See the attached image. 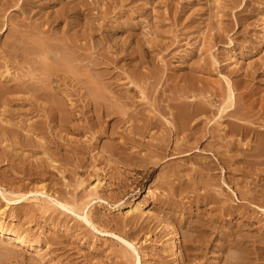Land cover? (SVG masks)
<instances>
[{"label":"rangeland","instance_id":"obj_1","mask_svg":"<svg viewBox=\"0 0 264 264\" xmlns=\"http://www.w3.org/2000/svg\"><path fill=\"white\" fill-rule=\"evenodd\" d=\"M1 2L3 88L12 91L24 79L32 86L30 76L47 71L54 61L55 70L53 76L48 71L40 75L48 85L34 76L35 88L48 86L43 94L36 91L40 98L32 95L34 87L32 94L22 88L16 95L7 93L12 102L0 103V264H264V0ZM52 39L61 41L60 53L52 52L59 57L51 53L56 46ZM22 40L33 45L20 48ZM39 44L53 56L51 64L48 54L43 58L44 71L41 64L40 71L37 67L42 61L38 55L47 49ZM65 45L69 52L62 61L74 57L76 64L84 58L75 65L79 71L72 60V69L70 61L56 62L61 50L66 54ZM31 55L41 61L29 59ZM15 61L38 71L32 75L26 69L30 76H21L29 65L19 62L22 69L16 74ZM80 75L79 82L72 79ZM80 80L86 83L81 86ZM84 85L93 86L91 93ZM94 87L107 97L104 102L97 101ZM90 94L98 103L93 105ZM43 95L54 98L48 102ZM108 96L126 101L127 109ZM112 100L120 101L113 103L128 116L110 114L116 110L110 107ZM53 103L67 109L63 116ZM202 106L192 122L200 129L177 137L170 114H195ZM140 111H145L142 120ZM149 120L159 123L150 129Z\"/></svg>","mask_w":264,"mask_h":264},{"label":"bare ground","instance_id":"obj_2","mask_svg":"<svg viewBox=\"0 0 264 264\" xmlns=\"http://www.w3.org/2000/svg\"><path fill=\"white\" fill-rule=\"evenodd\" d=\"M1 1H2V0H1ZM1 1H0V3H2ZM167 1H168V0H167ZM25 2H26V1H25ZM6 4H7V3H6ZM31 4H32V3H31ZM22 5L25 6L26 4H22ZM2 6H4V5H2ZM84 9H85V8H84ZM178 12H179V11H178ZM69 14H70V13H69ZM74 15H75V14H74ZM81 15H82V14H81ZM81 15H80V16H81ZM69 17H70V16H69ZM67 20H68V19H67ZM88 20H89V19H88ZM1 22H2V21H1ZM45 24H46V22H45ZM58 24H59V23H58ZM68 24H69V23H68ZM2 25H4V24H1V26H2ZM4 26H5V25H4ZM43 26H45V25H43ZM91 27H92V26H91ZM10 31H11V30H10ZM27 31H28V30H27ZM29 31H30V30H29ZM29 31H28V32H29ZM13 32H14V31H12V33H13ZM22 32H23V30H22ZM9 33H10V32H9ZM12 33H11V34H12ZM15 33H16V32H14V34H15ZM20 33H21V32H20ZM23 33H25V32H23ZM14 34H13V37L15 36ZM26 34H27V33H26ZM30 34H31V33L29 32L28 35L30 36ZM153 34H154V33H153ZM8 35H9V34H8ZM53 35H55V34H53ZM9 36H10V35H9ZM23 36H25V35H23ZM23 36L21 35V38H22ZM29 36H28V37H29ZM55 36H56V35H55ZM78 36H79V35H78ZM13 37H12V38H13ZM19 37H20V36H19ZM30 37H31V36H30ZM158 37H159V36H158ZM10 38H11V37H10ZM14 38H15V37H14ZM14 38L12 39V41L15 40ZM17 38H18V37L16 36V40H17ZM23 38H24V37H23ZM19 39H20V38H19ZM36 39H37V38L35 37L34 42H35V41H39L38 39H37V40H36ZM27 40H29V39H27ZM40 40H41V39H40ZM47 40H48V39H47ZM47 40L45 39L44 42L46 43ZM52 40H53V39H52ZM19 41H21V39H20ZM29 41L31 42V40H29ZM42 41H43V40H42ZM53 41H54V40H53ZM57 41H58V40H57ZM59 41H60V40H59ZM59 41H58V42H55V41L53 42V43H56V44H54V45H56V46H55V47L53 46L54 49H51V50H52L51 53L53 52V50H56V53H58V54L60 53V52H58V50H57V46H58V48H60V46H61V41H60V42H59ZM62 41H64V43H66L65 40H62ZM67 41H68V40H67ZM154 41H155V40H154ZM22 42H23V40H22ZM22 42H21V43H22ZM26 42H27V41H26ZM26 42H23V43L21 44L20 48H21V47L25 48V47H24V45H25L24 43H26ZM40 42H41V41H40ZM49 42H52V41L50 40ZM68 42H69V43H68ZM68 42H67V43H68V45H69V44H70V41H68ZM145 42H146V41H145ZM147 42H148V41H147ZM152 42H153V41H152ZM155 42H156V41H155ZM19 43H20V42H19ZM32 43H33V41H32ZM32 43H30V44L33 45ZM36 43H37V42H36ZM38 43H39V42H38ZM38 43H37V44H38ZM42 43H43V42H42ZM53 43H52V44H53ZM58 43L60 44V46H59ZM62 43H63V42H62ZM10 44H14V42H13V43H10ZM15 44H16V43H15ZM15 44H14V45H15ZM26 44H29V42L26 43ZM30 44H29V45H30ZM37 44L34 43L35 47H36ZM46 44H47V43H46ZM50 44H51V43H50ZM52 44H51V46H52ZM57 44H58V45H57ZM31 45H30V46H31ZM39 45H40L39 47H41L40 49L44 50V49H43L44 46H45V48L47 49V45H48V44H47V45H44V46H41V45H43V44H39ZM63 45H64V44H63ZM63 45H62V47H63ZM68 45H67V47H68ZM71 45H72V44H71ZM73 45H74V44H73ZM141 45H142V44H141ZM145 45H146V44H145ZM7 46H8V45H7ZM15 46H16V45H15ZM74 46H76V45H74ZM16 47H18V46H16ZM16 47H15V48H16ZM28 47H29V46H28ZM32 47H33V46H32ZM42 47H43V48H42ZM65 47H66V45L64 46V48H65ZM67 47H66V48H67ZM76 47H77V46H76ZM15 48H14V49H15ZM26 48H27V46H26ZM30 48H31V47H30ZM36 48H37V47H36ZM36 48H34L35 52H37V51H36ZM50 48H51V47H50ZM77 48H78V47H77ZM9 49H11V48H9ZM16 49H17V48H16ZM27 49H28V48H27ZM60 49H61V48H60ZM69 49H71L70 46H69ZM127 49H128V48H127ZM144 49H146V48H144ZM149 49H150V48H149ZM5 50H6V49H5ZM5 50H4V52H5ZM11 50H12V52L15 51V50H13V49H11ZM11 50H10V51H11ZM28 50H29V49H28ZM28 50H27V51H28ZM48 50L50 51V49H49V48L47 49V51H46V53H45L46 56L43 55V54H44L43 51H42V52L40 51L42 55H38L39 53H36V55H38L39 58H41L40 56H42V59H41L42 61L39 60V58L36 56V57H37V61H35V62L37 63L38 61H41L40 63H38L37 67H39V65H40L41 63L43 64L44 59L49 55V54H48V52H49ZM63 50H64V49H63ZM63 50H61V52H62V54H63V55L61 54V57H60L61 60L58 58L60 55H58V54L55 53V54L58 56V57L56 56V57L58 58V59H57V58H56V59L59 60V61H56V62H59V63H61V62H62V63H64V62H65V63H68L70 60H72V59L74 60V57H72V59H68V60H67L68 62H67V61H64V59H65V57H64V59H63V61H62V56L67 55L68 52H69L68 48H67V50H66V54H64L65 52H63ZM72 50H73V49H72ZM125 50H126V49H125ZM6 51H7V54L11 53V52L8 53V50H6ZM18 51H20V49H19V50L17 49V53L19 54ZM21 51H22V49H21ZM25 51H26V50H24V54H25ZM70 51H71V50H70ZM147 51H148V50H147ZM149 51H150V50H149ZM0 52H1V51H0ZM29 52H30V51H28V53H29ZM31 52H32V51H31ZM35 52H32V54H34ZM44 52H45V50H44ZM54 52H55V51H54ZM5 53H6V52H5ZM13 53H14V52H13ZM17 53H16V54H17ZM22 53H23V52H22ZM70 53H72V55H73V52H72V51H71ZM76 53H77V52L75 51L74 54H76ZM147 53H148V52H147ZM150 53H153V52L150 51ZM11 54H12V53H11ZM14 54H15V53H14ZM18 54H17L16 56H18ZM30 54H31V53H30ZM47 54H48V55H47ZM53 54H54V53H52V55H53ZM55 54H54V55H55ZM5 55H6V54H5ZM9 55H10V54H9ZM19 55H20V54H19ZM25 55H26V54H25ZM25 55H24L23 57H25ZM77 55H78V54H77ZM77 55H76V56L73 55V56H75V58H76ZM80 55H81V54H80ZM121 55H122V54H121ZM3 56H4V53H3ZM6 56L8 57V55H6ZM12 56H13V54H12ZM31 56H32V55H31ZM31 56H30L29 59H34L35 56H32V57H31ZM43 56H45V57H43ZM49 56H50V55H49ZM67 56H68V55H67ZM7 57H6V58H7ZM14 57H15V56H14ZM14 57H13V59L15 60ZM36 57H35V59H36ZM52 57H53V56L48 57V59L46 58V60L48 61V64L50 63V59H51ZM80 57H81V56H80ZM127 57H129V56H127ZM133 57H134V56H133ZM150 57H151V56H150ZM11 58H12V57H10V59H11ZM16 58H17V57H16ZM27 58H28V57H27ZM43 58H44V59H43ZM69 58H71V54H69ZM77 58H79V56H78ZM130 58H131V57H130ZM139 58H140V57H139ZM139 58H138V59H139ZM7 59H9V58H7ZM13 59H11V60L13 61ZM19 59H20V58H19ZM19 59H18V60H19ZM23 59L25 60L26 58H23ZM29 59H28V61L31 62L32 60L30 61ZM35 59H34V60H35ZM82 59H83V60H82ZM152 59H153V57H152ZM16 60H17V59H16ZM21 60H22V59H21ZM24 60H23V61H24ZM26 60H27V59H26ZM26 60H25V61H26ZM73 60H72V61H73ZM78 60H79V59H77L76 61L78 62ZM81 60L84 61V58L81 57ZM150 60H151V58H150ZM12 61H11V62H12ZM72 61H70L69 66H68V64H67L68 67H71L70 64H71ZM74 61H75V60H74ZM74 61H73V62H74ZM79 61H80V60H79ZM82 61H81L80 63L78 62V65H77L78 67H79V65H80L81 63H83ZM139 61H140V60H139ZM1 62H2V61H1ZM15 62H16V61H15ZM19 62H20V64L22 63L23 65H26V63H27V65H29V66L27 67V65H26L27 68H25V70L28 69V71H30L32 75H34V73H37V72H34L35 70L38 71V70H37L38 68H36V69L34 68V66L36 65L35 62H34L35 65L31 62V64L34 65V66H32L31 64H28V62H25V64H24V62L18 61V62H16L18 65L15 64V65H16L15 68H18V67H19V70H17V71L15 70V71H16V72H15L16 74L18 73V71H20V68H21L20 65H19ZM52 62H53V61H51V63H52ZM73 62H72V64H73ZM77 62H76V64H77ZM150 62H152V61H150ZM5 63L7 64L8 61H5ZM51 63H50V64H51ZM3 64H4V63H3ZM8 64H9V63H8ZM22 64H21V65H22ZM42 64L40 65L41 67H43ZM52 64H53V66H54L55 61H54V63H52ZM52 64L49 65V68L51 67V69H49V68L47 67V63L44 62L43 65H45V66L48 68V69H47L48 74H46V75H49V74L52 75V72H54V71H52V70L54 69V68L52 69V67H53ZM76 64H75V62H74L73 65L75 66ZM158 64H159V63H158ZM23 65H22V66H23ZM30 65L32 66V69H31ZM58 65H59V66H58ZM65 65H66V64H65ZM73 65H72V67H74ZM81 65H82V64H81ZM12 66H14V64H12ZM45 66H44V67H45ZM56 66L60 67L61 64H58V63H57ZM4 67H5V65H4ZM23 67H24V66H23ZM29 67H30V68H29ZM35 67H36V66H35ZM41 67H39V71H40L41 69L44 71V67H43V68H41ZM61 67H63V69H62L63 71H64V70H67V71H68V72H66V74H69V73L72 74V72H69V70L72 69V67H71L70 69H68V67H67L66 69H64L63 64H62ZM65 67H66V66H65ZM15 68L13 67L12 69H15ZM40 68H41V69H40ZM86 68H87V67H86ZM4 69H5V68H4ZM4 69H3V70H4ZM21 69H22V68H21ZM57 69H58V68H57ZM75 69H77L76 66H75ZM84 69H85V68H84ZM0 70H1V69H0ZM3 70H2V71H3ZM23 70H24V69H23ZM23 70H21L22 74H23V72H24ZM50 70H51V73H49ZM54 70H55V69H54ZM77 70H78V69H77ZM77 70H76V71H77ZM86 70H87V69H86ZM4 71H5V70H4ZM10 71H11V70H10ZM26 71H27V70H26ZM28 71H27V72H28ZM47 71H44V72H41V73H47ZM59 71H60V70H59ZM63 71H62V72H63ZM78 71H79V70H78ZM78 71H77V72H78ZM88 71H89V70H88ZM21 72H19V77H20ZM27 72H26V73L24 72V74L21 75V76H24L25 74H26V75L28 74V75L30 76L29 72H28V73H27ZM56 72H57V70L55 71V73H56ZM60 72H61V71H60ZM62 72H61V73H62ZM74 72H75V71H73V73H74ZM39 73H40V72H39ZM41 73H40V74L37 73V74L39 75V77H41V76H40ZM58 73H59V72H57V74H58ZM63 73H65V72H63ZM13 74H14V73H13ZM37 74L34 75V76H35V79H36ZM77 74H78V73H77ZM2 75H4V74H2ZM2 75H1V78H2ZM83 75H84V74H83ZM85 75H86V74H85ZM13 76H14V75H13ZM29 76H28V78H29ZM34 76H30V77H33V80H34ZM52 76H53V75H52ZM52 76H51V77H52ZM87 76H88V75H86V77H87ZM101 76H103V75H100V77H101ZM15 77H16V76H15ZM17 77H18V76H17ZM17 77H16V78H17ZM39 77L37 76V79H36V80H38ZM43 77H44V75H43L41 78L43 79ZM46 77H48V76H46ZM72 77H74V78H72V79H75L76 82H77V79H78V82H79V78L81 77V75H80L79 77H77V76H72ZM88 77H89V79L91 78L90 76H88ZM100 77H98V78L96 77V79L98 80ZM16 78H15V80H16ZM21 78L23 79V77H20L19 79H21ZM24 78H25V77H24ZM48 78L50 79V77H48ZM76 78H77V79H76ZM82 78H83V77H82ZM102 78H103V77H102ZM148 78H149V77H148ZM173 78H174V77H173ZM42 79H41V80H42ZM49 79H48V80H49ZM83 79H85V77H84ZM86 79H87V78H86ZM86 79H85V80H86ZM92 79H94V78H92ZM92 79H90V80H92ZM96 79H95V81H96ZM100 79H101V78H100ZM100 79H99V82H100ZM5 80H6V79H5ZM24 80L26 81V79H24ZM33 80H32V79L30 80V78H29V80L27 81V83H28L29 81H32V82H33V84H31L32 86L25 85L26 82L24 81V84H22V85H19V86H18V85H17V86L15 85L16 87H14V89H12V91L10 90L11 88H8V87H4V88H3V86H6L5 83H4L3 86H2V84H0V103L7 105V104H9L10 102H12V101L10 100V98L6 97V96H7V93H8V94L11 93V92H14V93H15V91H17V93H18L19 90H20V92H21V89H22V88L25 89V92H26V89H27V93H28V91H29L28 89H30L31 87H32V89H34L35 86H36V84L38 83V81H37V83H36L35 86H34V83L36 82V80H35V82H34ZM43 80H45V79H43ZM75 80H74V82H75ZM87 80H88V79H87ZM172 80H173V79H172ZM176 80H177V79H176ZM176 80L174 79L175 82H176ZM45 81H46V82H45ZM45 81H43V82L47 83V85H48V82H49V81L47 82V78H46ZM81 81H82V80H80V83H81V84L79 83L81 86H82V84L86 83V82H81ZM95 81H93V83H95ZM102 81H103V80H102ZM140 81H141V80H140ZM167 81H169V80H167ZM4 82H5V81H4ZM8 82H9V80H8ZM10 82H11V81H10ZM32 82H30V83H32ZM90 82H91V81H90ZM142 82H143V81H142ZM142 82H141V83H142ZM170 82H172V81H170ZM2 83H3V82H2ZM41 83H42V82H41ZM41 83H39V84L41 85ZM87 83L90 84L88 81H87ZM96 83H98V81H96ZM192 83H193V82H192ZM28 84H29V83H28ZM39 84H38V86H39ZM42 84H43V83H42ZM101 84H102V83H101ZM101 84H100V85H101ZM172 84H174V83H172ZM49 85H50V84H49ZM92 85H93V84H92ZM92 85H91V86L89 85V87H90V88H93V86L96 85V84H94L93 86H92ZM105 85H106V84H105ZM105 85H104V89H103V87H102L101 89L106 90V89H105V87H106ZM188 85H189V84H188ZM38 86H37V87H38ZM41 86H43V85H41ZM96 86H97V85H96ZM147 86H148V85H147ZM191 86H193V85H191ZM33 87H34V88H33ZM45 87H46V85L43 86L44 89H45ZM47 87H48V86H47ZM47 87H46V88H47ZM83 87L88 88V89H87V90H88V93H91V92L89 91L90 88H89L88 86H85V85H84ZM107 87H108V85H107ZM12 88H13V86H12ZM38 88H39V89H38ZM38 88H35V89H37V90H34V94H32L33 91H31V89H30L29 92H31V94H32L33 96H38V95H35V93H37L36 91L40 90V91H42L41 93L43 94V90H42L43 88L40 87V86H39ZM40 88H41V89H40ZM49 88H50V90H51V87H49ZM94 88H95V87H94ZM97 88H98V87H96L95 89L97 90ZM231 88H232V87H231ZM45 90H46V89H45ZM45 90H44V92H45ZM48 90H49V89H48ZM91 90H92V89H91ZM96 90H95V92H96ZM23 91H24V90H23ZM23 91H22V93H24ZM40 91H39V92H40ZM20 92H19V94H17V95L20 96ZM39 92H38V93H39ZM51 92H53V91L51 90ZM51 92H50V93H51ZM95 92H94V94H96ZM98 92L100 93V91L97 90V94H96V95L99 94ZM105 92H106V91H105ZM105 92H104V93H105ZM14 93H11V94H14ZM48 93H49V91H48ZM104 93H103L102 96H105V97H106V95L108 94V92H107L106 95H105ZM210 93H212V92H210ZM213 93H214V92H213ZM45 94H46V93H45ZM100 94H102V92H101ZM215 94H216V93H215ZM9 95H10V94H9ZM15 95H16V93H15ZM40 95H41V94H40ZM40 95L38 96L39 98L42 96V95H41V96H40ZM53 95H56V94L54 93ZM53 95L51 96V97H52V98H51L52 100H53V98H54ZM88 95H89V94H88ZM90 95H91V94H90ZM92 95H93V93H92ZM92 95H91V98H92V100H93V97L96 96V95H94L93 97H92ZM109 95H111V94H109ZM151 95H152V94H151ZM194 95H195V94H194ZM197 95H198V94H197ZM197 95H196V96H197ZM202 95H203V94H202ZM44 96H45V95H43L42 98H44V99L47 98V99H48V102H50V101L52 102V100H49V97H47V96L44 97ZM49 96H50V95H49ZM162 96H163V95H162ZM162 96H161V97H162ZM198 96H200V95H198ZM198 96H197V97H198ZM214 96H215V95H214ZM245 96H246V95H245ZM15 97H16V96H15ZM15 97H14V98H15ZM22 97H23V95H22ZM26 97L28 98V96H26ZM38 97H37V98H38ZM57 97H58V96H57ZM98 97H100V98H98V100H97V96H96L95 98H96L97 101H99V103H100L101 98H102V101H101V102H104L105 99H107V97L103 99V97H101V95H98ZM108 97H111V96H108ZM125 97H126V96H125ZM171 97H172V96H171ZM208 97H209V96H208ZM246 97H247V96H246ZM17 98H20V97H17ZM24 98H25V96H24ZM35 98H36V97H35ZM91 98H90V99H91ZM95 98H94L93 102L96 101ZM111 98L113 99L114 97H111ZM121 98L123 99L122 96H121ZM190 98L192 99L191 96H190ZM190 98H189V99H190ZM21 99H22V98H21ZM25 99H26V98H25ZM31 99H32V98H31ZM47 99H46V100H47ZM55 99H56V97H55ZM117 99L121 101V103L118 104L120 107H118L117 105H115V104L113 103V101H114V100H117ZM125 99H127V98H125ZM128 99H129V97H128ZM166 99H167V98H166ZM170 99H171V98H170ZM193 99H194V98H193ZM216 99H217V98H216ZM234 99H235V98H234ZM40 100H41V99H40ZM46 100H45V101H46ZM58 100L60 101L61 99L59 98ZM92 100H91V101H92ZM103 100H104V101H103ZM114 100H112L111 105L113 104L114 106H116V110H113V109H115L113 105H112V106H113V107H112V106H110V105L107 103V104L111 107V109L113 110V113L110 112V114H114L116 111H118V108H121V109H122V108L124 107L123 109H125V110L127 109L126 106L123 105V102H124L123 100H121L120 98H117V97H116V99L114 98ZM168 100H169V99H168ZM172 100H174V98H173ZM206 100H207V99H206ZM38 101H39V99H38ZM59 101H58V103L60 104ZM97 101H96V102H97ZM109 101H110V98H109V100H107V102H109ZM120 101H117V102H120ZM122 101H123V102H122ZM129 101H130V100H129ZM157 101H158V100H157ZM247 101H248V99H247ZM260 101H261V100H260ZM26 102H27V101H26ZM42 102H43V100H42ZM55 102H57V101H55ZM93 102H92V103H93ZM114 102L117 103L116 101H114ZM125 102H126V101H125ZM125 102H124V104L126 105ZM158 102H159V101H158ZM158 102H157V104H159ZM191 102H192V100H191ZM211 102H212V100H211ZM24 103H25V102H24ZM62 103H63V102H62ZM76 103H77V102H76ZM97 103H98V102H97ZM166 103H167V102H166ZM170 103H171V102H170ZM213 103H214V102H213ZM21 104H22V103H21ZM51 104H52V103H51ZM54 104H55V105H54ZM59 104H57V103H53L54 106H57V105L59 106ZM94 104H95V102L93 103V105H94ZM101 104H102V103H101ZM103 104H104V103H103ZM107 104H106V102H105V105H106L108 108H110ZM121 104H122V106H121ZM171 104H174V103H171ZM234 104H235V103H234ZM234 104H233V105H234ZM93 105H92V106H93ZM162 105H163V104H161V106H162ZM174 105H175V104H174ZM177 105H178V104H177ZM202 105H203V103H202ZM213 105H215V104H213ZM256 105H257V104H256ZM8 106H9V105H8ZM11 106H12V105H11ZM29 106H30V105H28V109H29ZM32 106H33V105H32ZM58 106H57V107H58ZM65 106H66V105H65ZM97 106H98V105H97ZM103 106H104V105H103ZM106 106H105L104 110H105V109L107 110ZM178 106H179V105H178ZM178 106H175V107L177 108ZM30 107H31V106H30ZM94 107L96 108V106H94ZM94 107H93V108H94ZM117 107H118V108H117ZM127 107H129V104H128ZM162 107H163V106H162ZM164 107H166V106H164ZM170 107H172V106H170ZM215 107H216V106H215ZM235 107H236V106H235ZM2 108H4V107H2ZM6 108H7V107H6ZM33 108H34V107H32L31 109H33ZM90 108H91V107H90ZM168 108H169V107H168ZM194 108H196V106H195ZM207 108H208V107H207ZM241 108H242V107H241ZM245 108H246V107H245ZM56 109L59 111L60 106H59V109H58V108H55V109H54V110L57 112ZM98 109H100V106H99ZM123 109H122V110H123ZM171 109H172V108H171ZM173 109H174V107H173ZM208 109H209V108H208ZM242 109H243V108H242ZM250 109H251V108H250ZM29 110H30V109H29ZM29 110H28V111H29ZM62 110L64 111V110H67V109H60L61 112H62ZM92 110H93V109H92ZM108 110H109V109H108ZM112 110H111V111H112ZM128 110H129V108H128ZM175 110H176V109H175ZM184 110H185V109H184ZM194 110H195V109H194ZM200 110H201V111L204 110V109H203V106H202V109H199V110H198V112L195 111V114H193V112H192V114H187V111H186V113H185V112H183V110H182V111H181V110H177L176 113H171V114L169 113L170 116H171L170 118H172V122H171V124L173 125V128H174V130H175V135H176L177 137H178L180 134L184 133L185 131H186V132H192L193 129H194L195 127H197V125H194V126H193V125H192V122L195 120V116L199 113ZM240 110H241V109H240ZM258 110H259V109H258ZM35 111H36V109H35ZM93 111H94V110H93ZM99 111H100V110H99ZM109 111H110V110H109ZM109 111H108V113H109ZM114 111H115V112H114ZM119 111H120V113L124 112V111H121V110H119ZM119 111L117 112L118 114H119ZM172 111H173V110H172ZM208 111H209V110H208ZM233 111H234V110H233ZM1 112H2V110H1ZM36 112H38V110H37ZM41 112H42V111H41ZM65 112H66V111L63 112L62 116L64 115ZM96 112H97V111H96ZM104 112H105V111H104ZM127 112H128V111H127ZM144 112H145V111H144ZM144 112L142 113V111H140L141 115H140V113L138 112V115H140L141 120H142V117H141V116H144V115H143ZM149 112H150V110H149ZM240 112H241V111H240ZM3 113L6 114V112H4V111H3ZM69 113H70V112H69ZM92 113H93V112H92ZM94 113H95V112H94ZM94 113H93V114H94ZM97 113H98V112H97ZM105 113H107V112H105ZM129 113H130V111H129ZM207 113H208V112H207ZM231 113H232V111H231ZM234 113H235V112H234ZM4 114H3V115H4ZM37 114H38V113H37ZM57 114H58V116H59V113H57ZM125 114H126V111H125L124 114H122V115H124V117H126ZM127 114H128V113H127ZM127 114H126V115H127ZM130 114H131V113H130ZM130 114H129V117L132 118L133 116L131 117ZM132 114H133V113H132ZM136 114H137V113H136ZM145 114H146V113H145ZM151 114H152V113H151ZM155 114H156V113H155ZM163 114H164V113H163ZM208 114H209V113H208ZM97 115H98V114H97ZM107 115H108V114H107ZM114 115H115V114H114ZM120 115H121V114H120ZM146 115H148V114H146ZM149 115H150V114H149ZM152 115H153V114H152ZM204 115H205V114H204ZM204 115H203V116H204ZM35 116H36V115H35ZM39 116H40V115H39ZM58 116H57V118H58ZM94 116H96V115H94ZM108 116H109V115H108ZM115 116H116V115H115ZM127 116H128V115H127ZM36 117H37V116H36ZM40 117L42 118V116H40ZM40 117H38V118H40ZM105 117H106V116H105ZM122 117H123V116H122ZM122 117H121V119H117V121H118V120H122V119H123ZM129 117H128V118H129ZM136 117H137V116H135V118H136ZM144 117H145V116H144ZM152 117H153V116H152ZM57 118H56V119H57ZM119 118H120V117H119ZM137 118L139 119V117H137ZM146 118H147V117H146ZM148 118H149V117H148ZM148 118H147V119H148ZM150 118H151V117H150ZM154 118H156V117H154ZM154 118L152 119L153 121H154ZM210 118H211V117H210ZM67 119H68V118H67ZM115 119H116V118H115ZM133 119H134V117H133ZM38 120H39V119H38ZM43 120H45V119H43ZM62 120H65V121H64V124H66V119H62ZM62 120H61V121H62ZM125 120H126V119H125ZM130 120H131V119H130ZM134 120H135V119H134ZM134 120H133V121H134ZM136 120H137V119H136ZM141 120H138L139 124H140ZM144 120H145V119H144ZM152 120H149V121H148L149 123H147V124H148V125L146 126L147 128H148V126H149V128H150V126H154L155 124L159 123L158 121H156L157 119L155 120V122H152ZM202 120H203V118H202ZM128 121H129V119H128ZM128 121L126 122V124L128 123ZM131 121H132V120H131ZM199 121H200V120H199ZM206 121H207V120H206ZM206 121H205V122H206ZM118 122H119V121H118ZM124 122H125V121H124ZM164 122H165V121H164ZM197 122H198V121H197ZM205 122H204V123H205ZM227 122H229V121H227ZM230 122H231V121H230ZM230 122H229V123H230ZM7 123H8V122H7ZM33 123H36V122L34 121ZM37 123H39V122H37ZM37 123H36V125H37ZM59 123H60V121H59ZM69 123H70V122H69ZM69 123H68V124H69ZM8 124H9V123H8ZM46 124H48V123H46ZM57 124H58V121H57L56 125H57ZM62 124H63V123H62ZM64 124H63V125H64ZM123 124H125V123H123ZM126 124H125V125H126ZM130 124H132V122H130ZM137 124H138V123H137ZM142 124H143V123H142ZM171 124H170V125H171ZM176 124H178V126H177ZM201 124H202V123H201ZM201 124H200V125H201ZM254 124H255V123H254ZM44 125H45V124H44ZM44 125H43V126H44ZM59 125H60V124H59ZM59 125H57V126H59ZM63 125H61V128H62ZM128 125H129V124H128ZM167 125H168V124H167ZM28 126H29V130H30V125H28ZM66 126H67V125H66ZM123 126H124V125H123ZM160 126H161V124H160ZM163 126H164V125H163ZM207 126H208V125H207ZM234 126H236V125L234 124ZM0 127H1V126H0ZM35 127H36V126H35ZM64 127H65V126H64ZM64 127H63V130H64ZM202 127H203V126H202ZM208 127H209V126H208ZM237 127H238V126H237ZM241 127H242V126H241ZM243 127H245V126H243ZM3 128H4V126H3ZM7 128H8V126H7ZM7 128H6V129H7ZM32 128H34V126H33ZM38 128H39V127H38ZM129 128H130V127H129ZM129 128H128V129H129ZM140 128H141V127H140ZM197 128H198V127H197ZM228 128H229V130H231L230 128H232V127H228ZM233 128H235V127H233ZM239 128H240V127H239ZM27 129H28V127H27ZM36 129H37V128H36ZM41 129H43V128H42V125H41ZM44 129H45V128H44ZM66 129H67V127H66ZM126 129H127V128H126ZM128 129H127V130H128ZM145 129H146V128H145ZM150 129H151V128H150ZM198 129H200V128H198ZM209 129H210V127H209ZM243 129H244V128H243ZM261 129H262V128H260V130H261ZM14 130H15V129H14ZM29 130H28L27 132H28V133H29V132L31 133L32 129H31V131H29ZM33 130H34V129H33ZM127 130H126V131H127ZM141 130H142V129H141ZM148 130H149V129H148ZM201 130H202V129H201ZM237 130H238V129L236 128V131H237ZM254 130H256V129H254ZM7 131H9V130H7ZM7 131H6V133H7ZM38 131H39V130H38ZM53 131H55V130H53ZM64 131H66V130H64ZM128 131H129V130H128ZM132 131H133V130L131 129V131H129V132L131 133ZM151 131H152V130H151ZM231 131H232V130H231ZM231 131H227L226 134H229ZM233 131H234V130H233ZM251 131H252V130H251ZM258 131H259V129H258ZM16 132H17V130H16ZM34 132H35V134H36V131H35V130H34ZM34 132H33V133H34ZM41 132H42V131H41ZM142 132H143V131H142ZM147 132H148V131H147ZM147 132H146V133H147ZM163 132H164V131H163ZM193 132H194V131H193ZM199 132H200V130H199ZM234 132H235V131H234ZM234 132H232V133H234ZM243 132H244V131H243ZM248 132H249V130H248ZM261 132H262V131H261ZM0 133H1V132H0ZM38 133H40V132H38ZM38 133H37V134H38ZM123 133H124V132H123ZM133 133H134V131H133ZM150 133H151V132H149V134H150ZM159 133H160V132H159ZM232 133H231V134H232ZM235 133H236V132H235ZM249 133H250V132H249ZM249 133H248V135H249ZM17 134H19V132H18ZM17 134H16V135H17ZM127 134H128V133H127ZM153 134H154V133H153ZM157 134H158V133H157ZM164 134L166 135V132H165ZM196 134H197V133H196ZM198 134H199V133H198ZM213 134H215V133H213ZM224 134H225V133H224ZM224 134H223V136H224ZM0 135H2V134H0ZM7 135H8V134H7ZM125 135H126V133H125ZM125 135H124V137H125ZM128 135H130V134H128ZM128 135H126L127 138H128ZM134 135H136V133H135ZM144 135H145V134H144ZM167 135H168V134H167ZM171 135H173V133H171ZM189 135H190V134H188L187 136H189ZM229 135H230V134H229ZM239 135H240V134H239ZM3 136H5V135H3ZM19 136H20V135H18V137H19ZM160 136H161V135H160ZM160 136H159V137H160ZM192 136H194V135H192ZM203 136H204V135H203ZM226 136H227V135H226ZM252 136H253V135H252ZM257 136L260 137V135H258V134H257ZM262 136H263V135H262ZM5 137H6V136H5ZM7 137H8V136H7ZM10 137H12V136H10ZM124 137H123V138H124ZM132 137H133V136H132ZM144 137H145V136H144ZM146 137H147V136H146ZM156 137H157V135H156ZM156 137L154 136V138H156ZM159 137H158V138H159ZM161 137H162V136H161ZM207 137L209 138V136H207ZM212 137H213V135H212ZM212 137H211V138H212ZM227 137H228V136H227ZM1 138H2V137H1ZM12 138H13V137H12ZM129 138H130V136H129ZM158 138H156V139H158ZM184 138H185V137H184ZM211 138H210V139H211ZM5 139H6V138H5ZM7 139H8V138H7ZM9 139H10V138H9ZM15 139H16V138H15ZM15 139H14V141H12V143H13V142L15 143ZM23 139H24V138H23ZM146 139H147V138H146ZM160 139H161V138H160ZM199 139H200V138H199ZM224 139H225V138H223V140H224ZM239 139L242 140V138H239ZM3 140H4V138H3ZM10 140H11V139H10ZM19 140H21V138H20ZM132 140H134V139H132ZM136 140H138V139H136ZM136 140H135V141H136ZM148 140H149V139H148ZM148 140H147V141H148ZM189 140H190V139H189ZM227 140H228V139H227ZM227 140H226V141H227ZM259 140H260V139H259ZM16 141H17V140H16ZM152 141H153V140H152ZM191 141H193V140H191ZM201 141H202V140H201ZM212 141H213L214 143H217V142H215L213 139H212ZM212 141H211V142H212ZM216 141H217V140H216ZM232 141H233V140H232ZM232 141L229 142V140H228L229 143H233V142H235V140H234L233 142H232ZM7 142H8V141H7ZM137 142H138V141H137ZM137 142H136V143H137ZM139 142H140V141H139ZM163 142H164V141H163ZM163 142H161V143H163ZM165 142H166V141H165ZM196 142H198V139H197V138H196ZM211 142H210V143H211ZM213 142H212V144H213ZM218 142H219V141H218ZM166 143H167V142H166ZM224 143L226 144V142H224ZM224 143H223V144H224ZM255 143H256V141H255ZM258 143H259V142H258ZM260 143H261V142H260ZM129 144H130V142H129ZM138 144H139V143H138ZM150 144H151V143H150ZM221 144H222V143H221ZM233 144H234V143H233ZM143 145H144V144H143ZM145 145H146V144H145ZM153 145H154V143H153ZM167 145H168V144H167ZM209 145H210V144H209ZM214 145H215V144H214ZM214 145H212V146H214ZM229 145H230V144H229ZM130 146H131V145H130ZM162 146H163V145H162ZM165 146H166V144H165ZM194 146H195V145H194ZM217 146H219V145H217ZM119 147H120V146H119ZM134 147H135V146H134ZM141 147H143V146H141ZM223 147H224V145H223ZM223 147H222V148H223ZM225 147H226V146H225ZM254 147H255V145H254ZM254 147H253V148H254ZM258 147H259V146H258ZM260 147H261V146H260ZM262 147H263V146H262ZM117 148H118V147H117ZM143 148H144V147H143ZM159 148H160V147H159ZM176 148H177V147H176ZM255 148H256V147H255ZM123 149H124V148H123ZM146 149H147V148H146ZM157 149H158V147H157ZM160 149H161V148H160ZM213 149H214V148H213ZM258 149H259V148H258ZM260 149H261V148H260ZM113 150H114V149H113ZM118 150H119V149H118ZM158 150H159V149H158ZM111 151H112V150H111ZM163 151H164V150H163ZM256 151H257V149H256ZM122 152L125 153V151H123V150H122ZM122 152L120 151V154H121ZM148 152H149V151H148ZM123 153H122V154H123ZM131 154H132V153H131ZM139 154H140V153H138V155H139ZM148 154H149V153H148ZM258 154H259V153H258ZM258 154H257V155H258ZM123 155H124V154H123ZM132 155H133V154H132ZM153 155H154V154H153ZM130 156H131V155H130ZM133 156L137 158V155H136V156L133 155ZM139 156H140V155H139ZM147 156H148V155H147ZM125 158H126V157H125ZM131 158H132V157H131ZM136 158H135V159H136ZM141 158H142V157H141ZM155 158H156V157H155ZM157 158H158V157H157ZM128 159H130V158H127V161H128ZM137 159H138V158H137ZM142 159H144V157H143ZM146 159H147V158L145 157L144 160H146ZM148 159H149V158H148ZM150 159H153V156H152V158L150 157ZM158 159H159V158H158ZM223 159H224V158H221V160H223ZM139 160H140L139 162L142 161L140 158H139ZM156 160H157V159H156ZM127 161H126V162H127ZM129 161H130V160H129ZM129 161H128V164L131 166L132 164H130V163H131L132 161H131L130 163H129ZM135 161H136V160H135ZM152 161H153V160H152ZM157 161H158V160H157ZM224 161H225V160H224ZM133 162H134V161H133ZM145 162H146V161H145ZM148 162H149V160H148ZM159 164H160V163H159ZM126 165H127V164H125V166H126ZM143 165H144V164H142V165H140V166H143ZM147 165L149 166V164H146V166H147ZM157 165H158V163H157ZM133 166H134V165H133ZM137 166H138V165H137ZM151 166H152V165H151ZM154 166H155V165H154ZM142 168H143V167H142ZM147 168H149V167H147ZM150 168H151V167H150ZM141 172H142V171H141ZM149 172H150V170H149ZM149 172H148V173H149ZM144 176H145V175H144ZM146 177H147V176H146ZM144 179H145V178H144ZM142 180H143V179H142ZM248 192H249V191H248ZM245 193H247V192H245ZM244 195H248V193H247V194H244ZM244 195L242 196V194H241L242 197H245ZM249 195H250V193H249ZM242 197H241V198H242ZM250 197H252V195H250ZM247 198H249V197L247 196L246 199H247ZM243 199H244V198H243ZM250 199H251V198H250ZM250 199H248V200H250ZM253 199H254V198H253ZM253 199H252V200H253ZM244 200H245V199H244ZM252 200H250V201H252ZM254 201H255V200H254ZM215 211H216V210H215ZM224 212H225V211H224ZM20 240H22V242H24V239H23V238L20 239Z\"/></svg>","mask_w":264,"mask_h":264}]
</instances>
